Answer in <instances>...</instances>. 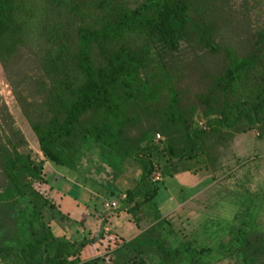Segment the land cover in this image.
Instances as JSON below:
<instances>
[{"label": "trees", "instance_id": "16d2710c", "mask_svg": "<svg viewBox=\"0 0 264 264\" xmlns=\"http://www.w3.org/2000/svg\"><path fill=\"white\" fill-rule=\"evenodd\" d=\"M244 10L231 0H0V68L41 156L1 106V264H107L108 254L112 264H264L261 191L216 192L211 208L235 212L204 234L179 235L155 203L177 173L216 178L235 137L264 141V20L251 25ZM86 154L114 174L139 169L122 200L90 181L140 231L128 241L102 227L90 236L37 189L59 191V178L84 186ZM85 249L93 256L82 259Z\"/></svg>", "mask_w": 264, "mask_h": 264}, {"label": "rangeland", "instance_id": "374dc122", "mask_svg": "<svg viewBox=\"0 0 264 264\" xmlns=\"http://www.w3.org/2000/svg\"><path fill=\"white\" fill-rule=\"evenodd\" d=\"M231 1L236 9L242 8L244 6L245 10H247V18L251 25L255 21L260 24L264 20V4L254 5V1L261 2L260 0H243V5H240L242 3L241 0ZM230 38L232 39L233 45H236L237 40L235 37H232L230 34ZM193 92L194 91L191 93ZM14 102L15 100L10 86L5 80L0 68V107L4 106L6 112L12 117L16 128L19 130L25 141L27 149L36 154L39 159H41L34 137L28 129L25 121L19 116ZM223 158L226 162L224 170L222 172L220 171L216 173V178H213L210 174L208 175V173H201V177L194 176L191 178V180L194 181V187L190 190V192H186L189 193L187 197L188 200L186 202L181 204V201L176 199L177 202H174V206H167L168 203H164V205L167 206V209L162 215V218L169 221L173 229L179 235L191 233L195 229H199L204 234V232L209 231V229L206 227H211L215 223H222V220L224 221L223 223L230 221L226 218L230 217V212H235L234 205H228V210L230 211L226 210V206L224 208L221 205H218L216 209L211 208L213 201H216L213 199V196L216 194V192L220 193L221 189L226 188L228 190L239 192L244 187L249 193L254 194L255 192L261 191L264 194V141L259 142L256 140L255 133L252 132L235 137L231 147L224 151ZM234 158L243 159L242 164H233L234 161L232 160ZM158 164L161 166V163L158 162ZM80 165V168L83 172L81 175L87 176V180H89V182L86 181L85 183L83 182L84 184L82 183L84 186L78 184L77 187H75L74 185L77 183H75L73 180H64L59 178L54 184V186L56 185L59 191L50 192L46 186L39 187L37 189L40 192H44V196L62 214L74 213V218L76 220L83 219L84 228L88 230L90 236L97 234L101 227L105 231L113 232L118 238H121L124 241H128L134 236L138 235L140 231L135 229L131 223L126 221L128 216L123 215V217L120 216L119 218H114V212H119L121 209L119 201L105 202L106 199L103 198L100 193L90 188L91 180L99 184H107L109 187H115L121 191L118 194V199L122 200L124 196L122 193L125 190L133 188L134 185L139 181L140 175L137 165L133 164L132 162L121 164V170L119 169V171L114 174V172H111L107 167L101 164L100 160H98V157L95 154L84 155ZM97 166L104 168V170L96 173L95 168H97ZM46 169V176L50 183V181L54 179V177H57V175L55 174L54 170H51L48 167H46ZM113 174L114 176L117 174L115 179H112ZM76 181L80 183L78 180ZM152 181H162L159 177L158 171L153 174ZM163 185L165 187L167 186L168 191L170 192L176 188L173 180L168 178L164 180ZM176 190L178 189H175V191ZM155 199L158 203L162 202L163 200L162 196L160 195H157ZM209 199L212 203L206 202V200ZM94 204L97 211L96 216H101L107 212L109 214L107 215V221H105V224L103 225H101V219L99 217L96 218L92 213ZM105 205L107 207H105ZM75 206H78V208ZM117 215H119V213ZM262 219H264V215H262ZM125 222L128 223L127 225L129 226V232H125V230L122 231ZM116 223H119L120 226L117 227L118 225ZM75 230L78 233H75L73 228H71L70 231V236H72L74 240L79 239L81 235H85V231H83L82 228H76ZM54 234L56 235L58 232H54ZM86 251L88 252L87 254L83 252L81 256L82 259H88L93 256V251L90 252V249H85V252ZM102 254L103 251L100 253V256ZM107 256L110 259L109 263L107 264H112L111 254H108ZM103 258L106 260V256Z\"/></svg>", "mask_w": 264, "mask_h": 264}, {"label": "crops", "instance_id": "0c3cea01", "mask_svg": "<svg viewBox=\"0 0 264 264\" xmlns=\"http://www.w3.org/2000/svg\"><path fill=\"white\" fill-rule=\"evenodd\" d=\"M193 177L194 176L190 172H181V173H177V174L173 175L171 180H173V182L176 185L175 189H178L176 191H175V189H173L170 192V191H168L167 186L166 187L162 186V189H160L157 193V195L162 196V198H163L162 202L158 203V202H156V199H155L156 206L159 208L160 211H162V215L166 211L167 206H174V202H177L176 199L181 201V204H183L184 202H186L188 200L187 197H188L189 193H186V192H190V190L194 187V181L191 180V178H193ZM190 180H191V182H190ZM179 190H181L182 193H179ZM174 193H175V196H174ZM174 198H175V200H174ZM165 202L168 203L167 206L164 205ZM87 216H89V215H87ZM94 216L97 218L96 215H94ZM101 221H102V219H101ZM127 224L128 223H126V222L124 223V228H122V231L125 230V232H127V231L129 232V226Z\"/></svg>", "mask_w": 264, "mask_h": 264}, {"label": "built area", "instance_id": "2783aa9c", "mask_svg": "<svg viewBox=\"0 0 264 264\" xmlns=\"http://www.w3.org/2000/svg\"><path fill=\"white\" fill-rule=\"evenodd\" d=\"M159 139V136H155V140H158ZM105 207H107L106 205H105ZM113 207V206H112ZM114 208V207H113Z\"/></svg>", "mask_w": 264, "mask_h": 264}]
</instances>
